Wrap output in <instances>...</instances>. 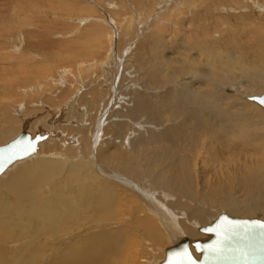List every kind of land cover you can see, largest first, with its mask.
I'll use <instances>...</instances> for the list:
<instances>
[{
    "label": "rangeland",
    "instance_id": "obj_1",
    "mask_svg": "<svg viewBox=\"0 0 264 264\" xmlns=\"http://www.w3.org/2000/svg\"><path fill=\"white\" fill-rule=\"evenodd\" d=\"M236 36L240 38L242 44L247 45L257 44L260 37L264 38V0H0V106L6 107L9 114L16 119L17 125L25 118L31 123L36 121L38 126L31 133L33 135L39 133L41 129L43 130L41 126L44 123L47 121L49 123L53 117L59 118V112L69 107V114L65 117H69L71 120L69 119L67 122L64 119L68 125H75L76 129L88 127L92 130L95 125L99 124V133L102 134L98 145L94 146L93 144L92 136L98 133L94 131L90 135L91 148L87 158H82L79 154L74 153L73 158H76L69 161L70 164L76 161L74 166L79 165L81 168L73 187L74 192L78 190L94 192V196L97 198L98 194L95 193V190L99 187H106L105 178L109 179L108 176L113 171L121 168L119 161H111L108 164L105 161H100L101 159L96 153L97 150L101 151L102 146L109 143L112 147L110 152L117 150L116 154H119L118 151L122 154H131L134 150L130 149L129 144L135 138L134 134L138 133L140 138L147 139L150 138V133H155V131L159 136L169 134L170 129L167 126L169 128L182 127L183 117H179L174 109L162 107L163 97L168 93H171L174 98L180 96L183 85L196 84L199 74L207 72L204 63L207 59L201 52L202 50L199 51L203 47V40L207 44L210 40L209 44L218 45L223 43L226 38H235ZM163 62L164 65L167 64L164 67ZM183 68H187L191 72V76L188 75V70L182 72ZM194 71H196L195 74ZM161 77L165 78L163 84L158 82V78ZM244 80L245 77L234 78L228 85L211 90L234 98L236 97L235 92L227 94L225 90L227 88L229 90L231 87H234L235 90V87ZM235 82L236 84H234ZM9 85L12 91L8 93ZM198 87L202 88L198 89ZM197 90L199 92L206 91L201 83L195 85L192 92L196 94ZM262 92L264 93V91ZM120 95L126 97L124 101ZM136 95L149 98L148 101L154 105L155 111L153 113L140 112L141 114L132 116L131 108L134 106L132 99ZM110 99L111 101L113 99L112 106L111 110L107 109L105 117L108 116V118L105 120L103 119L104 110L105 107H108L106 105ZM44 101L50 105L49 109L44 105H39ZM129 101L132 102V106ZM71 102L72 104L75 102L72 108L68 106ZM243 102L251 104L249 106L254 107L253 110H262L255 103H247L244 100ZM253 110L249 113L252 114ZM19 112L23 113L19 114ZM117 116L118 118L107 122L109 117ZM101 119H103V123H101ZM87 120L89 123H84ZM139 123L147 124L145 126L147 131L141 130ZM60 124L63 125L61 120L57 122V126ZM115 126L116 128H114ZM119 130H122L121 134H118ZM130 130H135V133ZM146 132L149 135L145 134ZM130 133L133 134L131 138L127 135ZM194 134L197 135V138L204 140L203 133H189L190 136ZM258 134L260 135V133ZM254 135L255 133L252 138L256 137ZM123 136L126 137L124 141ZM127 138L129 139L127 140ZM9 141H4L0 146ZM71 141L66 142L62 146V150L75 145V140ZM200 144L198 143L197 148ZM260 147L264 151V142ZM239 150L242 149L238 148V154ZM205 151L203 147H200L195 152L194 161L196 164L192 165L195 177L197 172L206 177L211 175L213 167L211 153L214 151V147H207V152ZM188 152L190 151L185 153L186 158L190 156ZM254 153L256 152L252 154ZM203 154L204 157L201 156ZM209 154L211 155L209 156ZM137 155H143V151L138 152ZM236 159L239 160V158ZM39 160L41 159H33L27 161L28 163L20 164L12 171H7L0 180L6 178L7 174L16 173L19 167ZM77 160H81L82 164H79ZM202 160H205V165L198 170L197 163ZM99 168L106 169L109 175L101 174L102 171ZM200 172L202 173L200 174ZM119 174L125 181L130 178L121 172ZM146 175L145 172L144 176ZM74 178V176L68 178L67 175H62L54 180V183L43 188L45 193L43 191L42 193L45 195L41 197L54 195V184L61 180L66 183L68 188L71 181L74 183ZM150 181L152 180L148 178L147 183ZM120 182L121 185L124 183L122 179ZM127 183L122 185L127 191L124 188L121 192L120 189L118 190L119 208L112 213L116 215V221L110 223L95 221L91 208L87 213L78 211L77 206L73 205L72 197L74 195L70 193L66 195L65 200L73 205L72 213L68 218L74 221L73 224L66 227L72 226L74 230L77 228V223L81 225L78 216L81 215L80 213H83L81 216L87 217L84 226L70 234L73 240L68 244L76 242L81 234V237L85 236L84 238L88 240L92 235L109 233L108 230L122 229L133 237V241H131L133 248L132 254L123 257L117 264H145L148 258L153 261V256L156 258L161 254H166L167 251H164L166 220L162 218V215L155 214L153 206V210L147 206L145 202L147 198L144 199L146 195L140 196ZM195 185H197V177ZM195 188L200 191L197 186ZM155 192L159 193L160 190ZM170 198L174 200L173 196H169ZM169 199L165 198L167 202L171 201ZM201 203V205H207L204 202ZM201 209L205 210L206 208ZM222 213L231 217L259 218L264 221V212L249 207L247 209L243 204L238 214L235 215H231L225 208L215 207L206 224L215 221L218 218L217 215ZM177 216L180 220L185 219L180 214H176ZM149 219H151V223L153 221L154 227L156 226L155 230L147 229L146 221L149 223ZM136 220L138 226L135 225ZM62 226H65V223H62ZM55 229L58 227L56 226ZM60 231L57 230V233ZM50 234L47 235L50 236ZM64 236L65 234L59 237ZM202 236V239L207 238L206 235ZM42 239L37 241L38 247L33 249L39 251L36 264H49L51 259L57 258L61 254L63 245L58 240L56 244L58 247L51 249L48 245L50 238ZM5 244V241H0V250L5 248L7 245ZM163 248L164 250H162ZM25 259L27 261L31 259V264H34L29 252L26 253L24 262Z\"/></svg>",
    "mask_w": 264,
    "mask_h": 264
},
{
    "label": "bare ground",
    "instance_id": "obj_2",
    "mask_svg": "<svg viewBox=\"0 0 264 264\" xmlns=\"http://www.w3.org/2000/svg\"><path fill=\"white\" fill-rule=\"evenodd\" d=\"M256 39L258 40L259 37ZM202 43L203 47L199 51L202 50L201 52L208 61L204 62L207 72L199 74L196 84L183 85L180 96L174 98L171 93L166 94L165 97L161 95L163 97L162 107L176 110L179 117L184 119L183 126L180 128H169L167 126L170 129L169 134L159 136L155 131V133L151 132L150 138L147 139L145 137L140 138L138 133L137 135L134 134L135 138L129 144L130 149L134 150L131 154H122L120 151L117 152L119 154H116L117 150L110 152L112 149L110 144H104L101 151L97 150L96 152L98 154L96 155L101 159L100 161H105L107 164L111 161H119L121 168L113 171L110 175L107 174L106 169L99 168L102 171L101 174L109 175V179H103L106 187H99L95 190V193L98 194L97 198L94 196V192L89 193L86 190L74 192L73 187L81 168L79 165L74 166L76 161L72 164L69 161L76 158H73L74 153L79 154L82 158H87L91 148L90 135L94 131L98 132L97 135L92 136L94 146L98 145L102 134L99 133L100 125L94 124L92 130L88 127L78 128L77 126L78 129H76L74 128L75 125H68L67 122L70 118L65 117V115L69 114V107L59 112V118L53 117L52 120H49V123L47 121L41 126L43 130L41 129L37 134L45 135L49 133V137L39 143L37 152L27 159L14 163L0 175L1 178L7 171H12L29 160L41 159L19 167L17 172L15 171L16 173L7 174L8 176L4 177L5 179L0 180V241H5L7 244H5L4 249L0 250V264H31V259L28 261L25 259L24 262L25 255L28 252L34 264H36L39 251L33 249L38 247L37 241L40 238L45 239V237H48L50 238L48 245L53 249L58 247L56 244L60 238L59 236L63 234L65 236L59 240V243L63 245L60 251L61 254L57 258L55 257L56 259H51L49 264H117L123 257L130 256L133 248L131 246L133 237L126 230H108L109 233L92 235L88 240L84 238L85 236L81 237V234L76 242L68 244L73 240L70 234L83 227L87 217L85 215L81 216L83 213H80L81 215L78 216L81 225L77 223V228L74 230L72 226L66 227L74 222L68 218L72 213L71 207L73 205L77 206L78 211L84 213H87L91 208L95 221L99 223L116 221V215L112 213L119 208L118 190L120 189L121 192L124 188L122 185L126 182L140 196L146 195L144 199L147 198V201H145L147 206L151 209L153 206L155 214L162 215V218L167 222V224L165 223L166 228H164L166 237L164 243L166 245L165 250L162 249L167 251L166 254H161L156 258L153 256V261L148 258L145 264L162 263L167 259L170 250L184 240L192 244L193 241L207 239L209 235L203 233L201 229L214 223L213 221L206 224L209 217L211 218L215 207L225 208L231 215L238 214L243 204L247 209L249 207L264 212V151L260 147L264 142V108L258 105L262 110H253L254 107L249 106L251 104L243 102L244 100L250 103L251 101L248 100L250 97H259L264 94L262 92L264 91V38L260 37L257 44H248L250 47L247 44H242L237 36L235 38L228 37L223 43H217L218 45H208L205 40ZM166 65L163 62V67ZM183 69L182 72L188 70L187 68ZM190 74L191 72L188 70V75ZM242 77H245V80L238 86L236 85L235 90L234 87L229 88V90L226 87L227 94L235 92L236 97L234 98L226 97L222 92L211 90L228 85L234 78L242 79ZM164 79L163 77L158 78V82L163 84ZM199 81L206 91L199 92L197 90L198 94L196 93V95L192 92V89L195 85L200 84ZM8 88L9 93L12 88ZM200 88L202 87H198V89ZM1 89L3 90V88ZM121 97H123V101L126 98L123 95ZM148 99L137 95L133 97L132 116L141 114L140 112L153 113L155 111L154 105ZM112 101L110 99L106 105L108 107H105L103 115L105 120L108 118V116L105 117L106 111L111 108ZM47 103L44 101L42 104L40 102L39 105H44L49 109L50 105ZM130 103L132 106V102ZM74 104L75 102L73 104L71 102L68 106L72 108ZM251 110H253L252 114L249 113ZM21 113L19 112V114ZM115 118H118V116L109 117L107 122ZM25 119L17 125L16 119L9 114L6 107H2L0 112V144L6 140L15 139L23 131L31 134L38 123L36 121L31 123ZM58 119L62 121L63 125L57 126ZM103 119H101V123H103ZM105 120L104 122H106ZM84 123L89 122L87 120ZM139 124H141V130L147 131L145 127L147 124ZM132 131L135 133V130H130V132ZM193 132H201L206 137L204 136V140H202L197 138L196 134L190 136L189 133ZM121 133L122 130H119L118 134ZM253 133L256 135L255 138H252ZM37 134L31 135L35 137ZM127 135L131 138L133 134ZM124 138L126 139V137L123 136V141ZM71 140H75V145L62 150V146L66 142H72ZM198 143L201 144L197 148ZM212 146L214 151L211 154L214 161L211 160V165H213L211 175L206 177L199 175L197 172V185H195V171L192 169V165L196 164V161H194L195 152L200 147H203V150L207 152V147ZM238 148L242 149L239 150V154ZM142 151L143 155H137L138 152ZM187 151H190L188 152V155L190 154L189 158L185 156ZM253 152L256 153L252 154ZM233 155L239 160L234 159ZM201 156L204 157V154ZM80 161L77 160L79 164H82ZM197 165L196 168L199 170L205 165V160L197 163ZM118 170L119 172H117ZM120 172L130 177L126 179L128 181L122 178ZM145 172L146 176H144ZM62 175H67L68 178L75 177L74 183L68 180L71 183L68 182L70 188H67L66 183L61 180L54 184V195L42 198L41 196L45 195L43 188L50 185V183L52 184V182L54 183V180ZM148 178L152 180L149 183H147ZM121 179L124 181L122 185ZM195 186L200 191H197ZM124 189L126 190V188ZM158 190L160 192L156 193L155 191ZM68 193L74 195L72 197L73 205L65 200ZM169 196H173L174 200L169 199ZM167 197L171 200L168 201L169 203L165 200ZM201 202L207 205H201ZM201 208L206 209L202 210ZM176 214H180L185 219H178ZM222 214L228 215L226 213ZM62 223H65V226L61 227ZM146 223L148 225L147 229L155 230L156 226L154 227L152 224L153 221L152 223L146 221ZM135 225H137V220ZM56 226L58 229H55ZM57 230L61 231L57 233ZM48 233H51L50 236L47 235ZM202 235H206L207 238L202 239ZM49 247L48 251L50 250ZM192 251L196 254L193 247ZM196 256L198 255L196 254Z\"/></svg>",
    "mask_w": 264,
    "mask_h": 264
},
{
    "label": "water",
    "instance_id": "obj_3",
    "mask_svg": "<svg viewBox=\"0 0 264 264\" xmlns=\"http://www.w3.org/2000/svg\"><path fill=\"white\" fill-rule=\"evenodd\" d=\"M264 108V94L248 99ZM45 135L23 131L6 145L0 146V175L14 163L27 159L38 150ZM264 221L259 218H237L221 214L201 231L209 237L190 244L184 240L173 247L160 264H264ZM195 253L192 251V247Z\"/></svg>",
    "mask_w": 264,
    "mask_h": 264
},
{
    "label": "snow or ice",
    "instance_id": "obj_4",
    "mask_svg": "<svg viewBox=\"0 0 264 264\" xmlns=\"http://www.w3.org/2000/svg\"><path fill=\"white\" fill-rule=\"evenodd\" d=\"M261 227H264V226H261Z\"/></svg>",
    "mask_w": 264,
    "mask_h": 264
}]
</instances>
